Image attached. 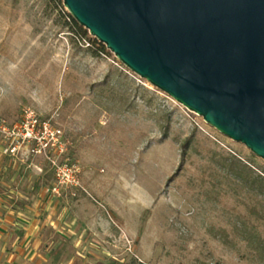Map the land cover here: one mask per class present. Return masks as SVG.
<instances>
[{"label": "rangeland", "instance_id": "1", "mask_svg": "<svg viewBox=\"0 0 264 264\" xmlns=\"http://www.w3.org/2000/svg\"><path fill=\"white\" fill-rule=\"evenodd\" d=\"M72 21L63 0H0V123L17 128L33 111L56 135L41 134L47 151L30 154L54 214L66 216L50 257L264 264L252 245V235L264 238V221L251 213L264 211V196L241 174L247 166L264 177V160L130 71L78 24L83 38ZM66 166L77 188L61 184Z\"/></svg>", "mask_w": 264, "mask_h": 264}, {"label": "water", "instance_id": "2", "mask_svg": "<svg viewBox=\"0 0 264 264\" xmlns=\"http://www.w3.org/2000/svg\"><path fill=\"white\" fill-rule=\"evenodd\" d=\"M130 71L264 160V0H63Z\"/></svg>", "mask_w": 264, "mask_h": 264}, {"label": "crops", "instance_id": "3", "mask_svg": "<svg viewBox=\"0 0 264 264\" xmlns=\"http://www.w3.org/2000/svg\"><path fill=\"white\" fill-rule=\"evenodd\" d=\"M31 157L5 155L0 138V264H62L48 251L57 249L54 239L66 216L54 214L37 177L42 167Z\"/></svg>", "mask_w": 264, "mask_h": 264}, {"label": "built area", "instance_id": "4", "mask_svg": "<svg viewBox=\"0 0 264 264\" xmlns=\"http://www.w3.org/2000/svg\"><path fill=\"white\" fill-rule=\"evenodd\" d=\"M42 126V131H39ZM41 134L55 138V133L49 130L47 123L40 125L33 111H26L24 121L17 128H9L5 123H0V138L4 143V154L17 156L21 152L29 155L43 154L47 151L48 144L42 143ZM58 134V133H57ZM38 144L34 147V143ZM74 171L66 166L58 170V177L61 178V184L77 188L80 184L73 176Z\"/></svg>", "mask_w": 264, "mask_h": 264}, {"label": "trees", "instance_id": "5", "mask_svg": "<svg viewBox=\"0 0 264 264\" xmlns=\"http://www.w3.org/2000/svg\"><path fill=\"white\" fill-rule=\"evenodd\" d=\"M72 23H73L74 28L80 32V35L83 38H86L88 35V32L86 30H84L83 28L79 27L78 23H76L75 21H72ZM105 50H106L105 47L102 46V51L105 52ZM185 149H187L186 145H184V150ZM231 164L234 165L233 162H231ZM242 171H241L242 176L244 174V178L246 180H250L252 184L258 185V189H259L258 194L261 196H264V177H262L258 174H255L254 171L249 170L247 166H243ZM253 174H254V176H253ZM170 180H172V179H170ZM251 213L253 215H255L259 220L264 221V211L263 210H258V209L253 208V209H251ZM244 226H245V233L246 234H252L250 229L246 228L248 226H246V225H244ZM252 236H253L252 240L254 239V243H255L252 245L257 250L256 254H257L259 260L261 262H264V238L261 236H258V235H252ZM140 264H143V263H140Z\"/></svg>", "mask_w": 264, "mask_h": 264}]
</instances>
